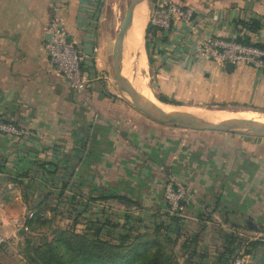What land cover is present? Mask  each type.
I'll use <instances>...</instances> for the list:
<instances>
[{
    "label": "crops",
    "instance_id": "1",
    "mask_svg": "<svg viewBox=\"0 0 264 264\" xmlns=\"http://www.w3.org/2000/svg\"><path fill=\"white\" fill-rule=\"evenodd\" d=\"M176 1L190 8L192 16L189 24L172 20L163 38L154 40V98L159 101L160 94L176 106L199 112L225 105L264 114V71L246 65L226 67L194 52L196 42L207 36L264 43V0ZM56 3L57 13L52 0H0V119L24 132L0 133V236L5 239L0 255L23 234L29 209L55 207L62 185L65 198L75 196L74 201L68 198L75 207L85 205L80 209L84 222L110 216V240L124 232L125 216L128 225L139 219L149 228L163 221L175 237L177 227L165 212L159 215L164 207L161 191L149 185L137 192L126 179L135 166L150 167L147 154L158 144L153 133L166 129L111 90L117 23L106 17L103 0ZM54 15L83 59V95L75 94L49 62L44 45ZM253 21L258 24L255 31L248 27ZM249 142L236 144L224 158L229 182L187 185L191 197L178 227L184 234L199 236L195 264H217L223 232L241 238L254 231L264 234V145ZM73 189L78 194L67 195ZM104 193L126 196L139 207L125 211L115 204V210L90 200ZM215 226L214 236L207 240L206 230Z\"/></svg>",
    "mask_w": 264,
    "mask_h": 264
},
{
    "label": "rangeland",
    "instance_id": "2",
    "mask_svg": "<svg viewBox=\"0 0 264 264\" xmlns=\"http://www.w3.org/2000/svg\"><path fill=\"white\" fill-rule=\"evenodd\" d=\"M130 0H103L102 6L103 10L106 14V17H112L111 19L114 23H117V28L114 32V37L116 35L117 30L119 29L121 20L125 13V10L128 6ZM146 12L144 14L145 18V26L149 21V16L152 12L151 1L145 6ZM145 29V27H144ZM144 33V31H143ZM142 48L144 50V37L142 36ZM146 72L143 70L142 77L144 76L145 83L151 93L154 95L157 91L156 89V79L152 75V69L148 65L146 61ZM110 87L111 90L116 93L118 96L117 88L115 85L114 79V70L112 67L110 73ZM138 95V94H137ZM138 97L144 101V98L138 95ZM209 110L202 109L206 112H200L204 114H208L218 120L220 119H244L255 116L264 117L263 113L257 112V115L252 113L245 112L244 109L239 107H224L222 111H212L210 109H220L221 107L209 106ZM193 110V109H192ZM196 111V110H194ZM139 112V111H138ZM199 112V111H197ZM255 112V111H253ZM141 115L143 113L139 112ZM145 116V115H144ZM147 117V116H146ZM149 118V117H148ZM163 124V123H162ZM166 130L163 132L154 131L153 137L154 140H158V144L154 143L150 147L152 151L146 154L149 157H146L147 160L150 161V167L146 165H142L137 168H133L129 175H126V179L130 180V184L137 192H142V188L149 187L151 185L158 192L161 191L162 198L163 196V187L168 179L175 178L178 182L186 183L193 188V186H197V184L201 182L206 183H221V182H229L232 178L230 174H226L224 172V166H222L224 162V158L230 157L233 153V148L236 144H245L249 141H254L257 143H261L264 145V138L256 137V136H241L234 135L228 136L229 134L215 132V131H200L196 130L192 127H186L181 125L174 124H164L163 126ZM213 135H217L213 137ZM227 135V136H225ZM234 137V138H231ZM236 139L235 142L232 141ZM249 142V144H251ZM156 149L155 152L154 150ZM234 155V154H233ZM223 160V161H221ZM221 161V162H220ZM152 162V163H151ZM216 165V166H214ZM137 169V170H136ZM204 169V171L202 170ZM200 185V184H199ZM188 187V186H187ZM147 188H145L146 190ZM61 189H58V193ZM70 191V192H69ZM68 193L78 194L76 189L69 190ZM57 193V195H58ZM64 196V195H63ZM62 196V197H63ZM69 196L65 199H60L57 197V202H54L55 207H51L53 211L48 210V215L53 214L48 225L45 226H36L34 230L30 231L28 227L23 228V234L16 237V239L8 244L5 252L0 255V264H29L27 259L26 249L30 247L32 244H42L44 241H50L53 238V233L59 230H72V231H82L84 232L87 228H90L89 222H84L81 218L82 213L78 216L79 219H75L76 215L80 212V205L75 207L74 202H70ZM137 201V198L135 199ZM74 201V200H73ZM164 203V201H163ZM57 205V206H56ZM82 206V205H81ZM76 208V209H75ZM115 210H118L117 206L114 207ZM113 208V209H114ZM73 211L71 212V210ZM111 209V211L113 210ZM109 217V218H107ZM101 222L108 220V224L105 227H108L106 232L103 235L106 236L105 240H110V235H112V223L110 222V216H102L100 218ZM112 221V220H111ZM194 227H191V229ZM216 226L214 228H210L206 230V238L207 240L210 237L214 236ZM195 229V228H194ZM178 236V240L173 246V251L176 255V262L178 264H185L187 259L188 252L187 250L181 248V244L184 241L189 240V236L179 231L173 235ZM203 235V233H202ZM29 237L30 243L26 245L24 243L25 239ZM174 236H172L173 238ZM112 242H114V240ZM186 242V243H187ZM254 255L253 262L258 257L256 251L252 252ZM195 256L191 258V264H195L194 260ZM195 258V259H194ZM189 262V261H188Z\"/></svg>",
    "mask_w": 264,
    "mask_h": 264
},
{
    "label": "trees",
    "instance_id": "3",
    "mask_svg": "<svg viewBox=\"0 0 264 264\" xmlns=\"http://www.w3.org/2000/svg\"><path fill=\"white\" fill-rule=\"evenodd\" d=\"M150 1L153 9L157 0ZM248 27L250 30L255 31L258 28V24L256 21H253ZM163 35L165 33L162 29L152 26L149 22L147 23L144 29V48L147 63L150 67H153L154 64L152 57L154 40L157 37L163 38ZM151 44L152 46L150 47ZM156 98L163 103L176 104L174 101L167 100L160 94H156ZM220 107L224 108L225 105H220ZM183 184L186 185V183ZM64 187L65 185L61 186V190L57 195L60 199H65V196H63ZM74 197L70 199L74 200ZM90 200L108 207H115V204H117L125 211L139 207L130 198L118 194L104 193L91 197ZM84 206H80V209H83ZM48 210L53 211L51 207L38 208L32 218L26 219L23 228L28 227L32 231L36 226L48 225L53 214L48 215V217L42 216V213L44 211L48 213ZM182 211L170 213L164 199V207L159 215H163L165 212L164 215L169 218L172 225L177 227L176 233H178V224L182 220L180 215ZM80 214L81 212L76 215L75 219H78L77 217ZM136 222L137 226L135 224L128 225L129 216H125V223L122 224L124 232H120L114 242L112 240H105L106 238L102 234V230L108 224V220L101 222L98 218L93 221L90 220L89 225L91 227L87 228L84 232L72 230L55 231L52 240L44 241L39 245L32 244L26 249L28 262L29 264H178L173 251V246L178 240L177 234L172 238L167 232V225L163 221L154 224L151 228L140 224L139 219ZM188 236L190 237L188 242L184 241L181 244V248L188 252L185 264L192 262L191 258L196 255L199 241L198 234ZM24 243L26 245L30 243L29 237L25 239ZM241 243L242 238L234 232H223L220 236V250L217 255V264L224 262V264H229ZM245 251L251 254L252 259L254 258L253 251H256L258 254L253 264H264V237L249 242L245 247Z\"/></svg>",
    "mask_w": 264,
    "mask_h": 264
},
{
    "label": "built area",
    "instance_id": "4",
    "mask_svg": "<svg viewBox=\"0 0 264 264\" xmlns=\"http://www.w3.org/2000/svg\"><path fill=\"white\" fill-rule=\"evenodd\" d=\"M53 1V11L58 12L57 0ZM192 10L180 5L176 0H157L150 16L149 23L167 31L172 20H180L189 24ZM213 18H216L213 16ZM49 39L44 47L47 52L50 64L64 77L69 88L77 95H83L86 88V79L82 75V57L73 43L68 39L65 27L61 24L57 15H54L49 23ZM194 52L199 58L210 60L224 65L232 63L235 65H246L256 70L264 71V43L253 41L243 43L233 38H221L207 36L200 38L195 46ZM0 133L12 136H20L24 132L16 126L0 119ZM163 196L168 205L170 213L182 211L185 208L187 199L191 197L190 189L178 182L175 178L167 180L163 187ZM38 208H31L27 211V219L32 218ZM43 217H48L44 211ZM264 237L262 231H254L249 236L242 237V243L236 254L231 258L229 264H253L250 253L245 251L246 245L253 240ZM5 241L0 236V246ZM1 252V249H0Z\"/></svg>",
    "mask_w": 264,
    "mask_h": 264
},
{
    "label": "water",
    "instance_id": "5",
    "mask_svg": "<svg viewBox=\"0 0 264 264\" xmlns=\"http://www.w3.org/2000/svg\"><path fill=\"white\" fill-rule=\"evenodd\" d=\"M149 2L150 0H130L114 38L112 66L114 70L115 85L120 100L158 123L192 127L200 131H215L264 138V119L244 118L241 120L224 122L208 114L193 111L192 109L163 102H161L160 105L155 103H144L139 99L131 82L124 77L121 72V56L123 42L132 23L134 14L140 7L146 6ZM144 53L146 57L145 48ZM138 54L140 55V53ZM225 66L231 68L234 67V65L229 62L225 63Z\"/></svg>",
    "mask_w": 264,
    "mask_h": 264
},
{
    "label": "bare ground",
    "instance_id": "6",
    "mask_svg": "<svg viewBox=\"0 0 264 264\" xmlns=\"http://www.w3.org/2000/svg\"><path fill=\"white\" fill-rule=\"evenodd\" d=\"M146 12L145 6L140 7L133 16L132 23L127 31L126 38L123 42L122 59H121V72L133 85L136 93L144 98V103H155L160 105L161 102L157 101L145 80L142 77L143 70L146 69V57L142 48V36L145 27L144 14ZM140 53V55L138 54ZM146 72V70H145ZM250 118L264 117L255 116ZM224 122L235 121L238 119H220Z\"/></svg>",
    "mask_w": 264,
    "mask_h": 264
}]
</instances>
